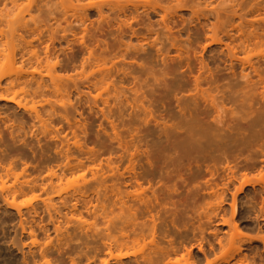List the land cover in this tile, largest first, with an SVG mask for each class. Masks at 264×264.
I'll return each mask as SVG.
<instances>
[{
    "label": "bare ground",
    "instance_id": "6f19581e",
    "mask_svg": "<svg viewBox=\"0 0 264 264\" xmlns=\"http://www.w3.org/2000/svg\"><path fill=\"white\" fill-rule=\"evenodd\" d=\"M6 1L7 0H2V2ZM10 1L13 2L14 0ZM54 1L55 0H33V4L37 10L44 11L47 17H49ZM234 1H238V3L234 5ZM217 2L218 6L215 8L217 4L213 5L215 2L210 0H186L185 3L183 0H170L172 5L173 3H177L174 4L175 7L178 5V7L185 6L189 8L188 5L186 6V4H189L194 12L188 13H190V16H196V18H198V8L202 7L201 9H205L204 11L208 9L209 12H207L206 16V12H202L205 13L203 14V16H205L204 23H197L199 27L198 25L194 27L195 30L192 28L195 24L193 25L190 23L193 20L188 19L189 21H187L189 23L186 21L188 17L184 18L185 20L182 19L183 26H179L180 29L170 26L172 24L175 25V23H172L173 21L169 22L168 19H166L167 16L165 14L168 12L167 8L169 11L174 9L169 5H167V7L164 6L165 9H162L164 8L162 6H159L160 8L162 7L161 9L158 7L160 11L163 10L161 11L162 13L164 10L167 12L165 11V14L161 13L162 22L156 23V25L151 23L152 21H150L151 18L149 19V13H140L138 7L133 6L130 9L121 6L120 11H122V17L116 20V30L113 34L116 35L114 41V45H116L107 48L105 45H100V48L105 49L104 55H108L109 57H116L121 53V50H124L127 56L131 57V62H123L120 70L113 72L111 71L112 69H108L106 71V77H122V80H130L132 84L135 83V85H138V83L146 84H143L144 87L151 91L150 95L148 93H146V95L152 98L155 106L149 105L144 107V105L141 104L140 107V102L142 103L144 100L151 102L152 100H150V98L147 99L148 97L145 94H141V99H139L140 96H136L134 91H132L134 93V97H132L133 102H138L139 104H134L135 107H133V111L129 113H126L127 110L126 112L124 111L125 108L123 110L121 109V113L124 112L126 114L120 113L121 117L127 118L128 122L132 125L128 123L131 127L127 130V138L124 143L120 145L122 151V155L120 156L122 170H119L121 172H119L113 180V185L116 187L114 190L120 192V189L119 191L117 189V187H119L122 192L121 196H119L120 193H118V199L121 197V200L119 199L118 201L117 199L120 206L116 207V210L115 208H113L114 210H110L113 212L115 211L113 215L118 211L120 215L118 217L120 218L114 217L112 220V213H107L109 209L105 208L102 214H105L107 217L109 216V218L111 217V220H107L108 225L107 223L106 226L102 224L101 227L95 229L94 235L92 234L93 231L88 230L90 228H86L88 231H91V233L89 232L90 235L87 233V230H84V233L83 228L84 224L86 225V221L73 219L83 214L82 210H79L80 212L76 210V205L73 204L74 202L72 203L73 205L69 202L71 206L70 208L67 206L68 209H66L69 211H66L65 214L62 209L66 207V202L70 199L69 197L74 198V200L76 199L72 195L69 196L66 193L65 199L63 200L65 201L68 196L69 199L64 203L60 197L63 194L62 198H64V193L66 191L57 187V183L66 179L67 174L70 175L74 172L70 155L66 152L64 158L62 157L64 161L63 159L57 160L63 153H57L55 149L49 145L48 151L46 152L49 154L48 156H44L45 153L43 152V159L38 163L34 164L37 162L35 158V160L29 161L30 158L28 155L24 154L22 148L31 150L32 148L30 147L37 144L36 148H39L41 151V142L31 140L35 132L29 131V128L34 123L32 122L30 125L24 122L23 118H20L19 109L23 108V106L21 102H16L15 97L10 96L16 84L15 80L9 78L8 75H0V103H4V105L0 107V114L2 112V115H6L4 116L6 117L4 120H7L5 123L8 124V118H12L20 124H18L19 130L13 131L11 130L13 124L7 125L3 120L0 122V182H5L11 178L19 167L24 174H26L29 169L38 173L37 178L22 182L16 190L7 194L0 193V204H2L1 206L6 214L9 213V211L14 212L13 215H8L9 220H18V224L12 222L16 225L11 228L17 229L16 232L13 229V234H15V236L9 241L10 245H7L8 240L4 238L7 240V242L4 241V244L7 245V249L15 250L17 255L13 259H9L5 256L6 258H1L3 262L6 264H37L42 260V263H40V261L38 264H48L49 262V264H55L54 261L51 263L47 258L59 256L60 258L55 260V262L57 261L56 264H61L60 261L66 264L64 260L67 262L69 260V264H77L80 260V262L84 261L82 259H87L86 262L91 263L95 258H99L98 255L101 253V250L103 251L102 253L106 250V255H104L106 257L108 256L109 259L103 260L104 262L102 261V264H110V260H114L113 262H116L115 264H181V259H183V261L187 260L189 264H201L203 261L205 262V260L206 262L209 261L207 259L210 257L212 258V256H215L218 264H233L236 261L249 259L250 255H254V258L256 256L259 257L264 264V57L253 63L252 61L246 60L247 58L241 59V57L239 58L237 55V50L245 52L252 45L264 47V26H259V24L264 23L262 22L264 19L259 20V22H262L259 24L257 20H253L254 23L256 22L258 24H255L257 25L256 27H259L251 32H247V34H245L244 29L242 30V28L236 26L239 30L241 29L240 31H243H238L239 34L244 33L241 35V38L236 37L238 36V32L237 34L233 33L236 28L235 25L233 26V28H235H232L233 31L227 28L228 24H233L231 21H233L235 16H239L238 19H242V16L239 15L240 12L241 15L242 13L244 14L243 19L244 17L246 18L244 10H248L247 16L251 15L249 13L251 11V13H253V10H255L254 13L264 10V1L261 3H257V0H220ZM119 3L120 2H116L115 0H107L102 6H97L96 13L98 17L103 19L105 16L104 10L107 9L106 13H109L113 11ZM229 3L231 6L228 5ZM219 4L222 7H220ZM221 8L223 9L221 10ZM220 10L223 11V13H221ZM2 12L5 13L0 10V13ZM163 15L166 17H163ZM1 19L9 24L14 22V19L10 18V15L7 13L1 14L0 20ZM196 20H198V22L200 21L199 19ZM76 21L85 24L83 18ZM253 22L252 25H254ZM154 25L161 29L153 30L155 28ZM140 26H143L145 33L140 31ZM174 32L181 37L184 35L187 41L194 38L192 40H194V44H197V46L199 44L201 45V43L198 42H200L202 38V40H204L202 45H204L196 46L194 50V46L192 47L193 53L195 52L192 59L185 57V52V54H183L185 61L183 60L184 58L182 59L183 56L177 55V57H174L176 55L172 56L171 49L165 43V41L174 42ZM151 34H154V36H163L166 39L162 41L159 37L156 38L158 43L154 42L156 45L154 46L153 43V48L152 46L150 47V45L139 44L140 42H137L140 38L146 39ZM135 40H137L136 43H134ZM235 41L238 44H236L235 47H231V44ZM188 42L190 43V41ZM68 43L69 41H67L66 44ZM80 44L81 46L78 51L83 57V66L84 63L89 61L93 52L91 45H87L83 40L80 41ZM147 46L152 50H148ZM188 48L190 49V47ZM186 49L187 48H185L184 51L188 52ZM197 49L200 51H196ZM65 51H70V48L67 47L64 53ZM85 55H88V57L84 58ZM72 61L71 58L68 60V63L72 64ZM141 61L143 63H141ZM175 61L178 62V64ZM169 62H171L172 66L169 65ZM174 62L177 65H175ZM24 76L25 79H29L27 82L30 87H36L32 90L33 93L41 91L46 86L44 79L37 81L31 73H26ZM170 76L171 81H168L166 78ZM253 77L257 78L256 81L252 80ZM161 79H166V82L168 81L167 84H172L168 87L164 85L166 84L165 82L161 81L163 82L162 85L164 86V90L168 88L163 96H161V94L158 95L156 93L157 91L154 89L157 85L158 87L159 85L161 86V84H159ZM128 81L124 83H129L130 81ZM151 81L154 86L151 84ZM131 82L129 84H131ZM157 82L158 84H156ZM141 85L142 84H140V86ZM143 85L140 90L144 88ZM150 85H152L153 88ZM165 86L167 88H165ZM202 86H207V89L208 87L210 88L208 90L211 91V97L209 94L205 96L206 99H198V96L201 95L198 94V92L204 90L200 89ZM192 87L195 89V93L197 92L196 95L193 93ZM89 90L90 88L87 87V91ZM191 90L193 91L192 93ZM205 93H207V91ZM81 94L82 92H79V95ZM213 94L215 95L213 96ZM136 97L139 98L134 100ZM169 99L170 101L171 99H175L176 102L174 101V103H177L176 109L173 106L171 107V111L170 109H167L168 111L165 110V106V109H163V105L166 103L165 100L168 102ZM129 103L133 104L132 102ZM156 104L160 105L162 108L158 106L157 109L159 112L156 111L155 114L150 108L152 106L155 109ZM11 105H15L16 109ZM124 105L123 107L126 106ZM137 105L139 107H136ZM228 105L231 106L230 110H227V108L229 109V107H226ZM137 108H142V110H139L140 113L135 110ZM172 108L175 110L172 111ZM160 109L166 112V116L163 117L164 113L162 114ZM99 110L102 114V118L110 123L112 136H120V133L114 125L115 123L108 119L110 117L108 114L109 110L106 108H101ZM79 116L82 120V115L80 114ZM150 118H152V121L154 120L156 122V127H152ZM15 120L12 123H15ZM73 121H68L70 129L73 131L72 134L76 135L78 131H81L82 137L84 135L83 138H85V136H87L86 124H84L85 120L81 121V123L76 122L75 119ZM83 140L85 142L86 139ZM9 141H11L12 144H9ZM46 157L49 159H46ZM60 161L63 162L61 165L56 166L58 170L52 167L49 169L46 177H42V166L45 165L46 162L51 163ZM256 171H258L257 176H252V173ZM98 174L99 175L96 174L97 176L94 175L96 180L94 179L95 181L93 180V182H96V186L99 185L98 188H100V186L102 187V191H104L103 193L100 190L103 196L102 198H106L108 195L105 192L107 189V185H105L107 183L105 173H102L104 176L102 174L100 175V173ZM14 176L17 178L16 174ZM111 177L114 178L113 175ZM116 177L119 178L117 181ZM117 182H119V186L115 185ZM248 188H251L252 191H249ZM36 190H40L44 194L48 193L47 196H49V198L46 199V202L48 200L49 203L44 201L46 203V208L43 207L46 209L45 211L47 214L45 213V215L43 214L44 211H41L40 208V210H38L35 209L34 206H31L30 209L27 210V206L16 203L17 196ZM56 197H59L62 202L59 201L62 206L64 204V207L60 206L59 208L58 205L60 204H58L57 208L53 204L56 202H53ZM99 199L101 204V197ZM211 199L216 201V213L214 214V218H218V221L215 223L214 231L210 232L212 235L211 237L214 238V242L210 241L209 243H205V240L208 242L212 239L205 238L203 230L201 229L202 237L200 240H197L196 232L198 230L200 231V227L195 226V222L193 223L195 218L193 215L189 214V210L193 211L198 203ZM77 200L79 199H76L75 202L79 203ZM108 200L109 202H106L110 204L111 200L109 197ZM59 201L57 200L58 203H60ZM84 201L82 202L84 203ZM44 202H42V206ZM114 202L116 201L114 200ZM69 203L67 202V205ZM109 204L105 203V205ZM118 204L114 203V205L117 206ZM110 205L113 207L112 203ZM226 205H229L231 210L229 219L226 218V216L222 217L223 215L219 217L220 211L223 213L226 212L224 208ZM102 206H104L103 203ZM111 206L110 208H112ZM240 206H246L247 208V213H245L246 216L242 218H239ZM31 208H33V210ZM100 208V210H102L104 207ZM89 210L90 208L86 207V211L89 212ZM96 210L98 211L95 207L91 210L96 215L90 213L94 216V219L99 218L97 217L98 212L96 213ZM39 211L42 212L40 218L43 220V225L39 224V221L35 222L38 220L36 216L39 217L40 215ZM76 211L78 212V216L76 217L75 215L74 217L73 215L76 214ZM105 211L106 213H104ZM99 212L101 213V211ZM30 215L36 218L35 221L32 222V225L28 224L29 220L34 218ZM43 215H47L45 217L46 220H44L45 218L43 219ZM68 215L73 216L71 219L75 221V227L73 232L71 231L73 234L70 233L69 228L66 227L70 234L66 232L67 234L65 235L71 236L68 237L69 239L67 238L68 240L66 239L67 236H65L64 239L62 238L63 241L66 239V241L62 243V239L58 237V234L62 236L60 235L59 230L61 231V229L59 228L61 227L62 221L72 224V220H69L70 216L68 217ZM105 215H100V218ZM26 216H30L29 219L26 218ZM48 218H50V223L44 225L49 222V220H47ZM104 219L106 220L107 218L104 217L103 220H99L104 221ZM115 219L117 223L116 221L114 222ZM10 221L9 224L11 223ZM55 221L56 224L60 223V225L53 227L55 228L53 230L55 231L54 235H57V237H55L57 241L54 237L51 238L49 233L50 230L47 228V225L48 227L49 225L51 226V224H53V226L56 225ZM105 222L106 221H104V223ZM5 224L6 220L1 219V231L6 228L4 226H7V224ZM63 225L64 224H62V226ZM11 226L13 225L11 224ZM100 228L101 230H98ZM225 228H228V231H226ZM245 229L257 235L256 239L247 238V244L252 245L253 243L257 244V242H260L262 244V250L256 246L257 248L255 247L253 251L249 250L252 252L251 254L247 253L249 255H246L244 253L246 250L243 246H235L231 232H237L238 230L243 231ZM56 230L59 232L58 234ZM2 232L4 233V231ZM10 237L11 236L7 238L10 239ZM58 239H60V242H58ZM195 240L196 242H194V244L193 241ZM41 241H43V243H40ZM2 243L0 245H2ZM207 245L209 246L207 247ZM194 249H197L196 252H193ZM173 255H180V260L178 257H175V261L179 262L170 259L171 256L173 258ZM53 259L51 258L50 260ZM44 260L48 262L46 261L47 263H44ZM257 261H259L258 258ZM262 261H259V263H262Z\"/></svg>",
    "mask_w": 264,
    "mask_h": 264
},
{
    "label": "rangeland",
    "instance_id": "374dc122",
    "mask_svg": "<svg viewBox=\"0 0 264 264\" xmlns=\"http://www.w3.org/2000/svg\"><path fill=\"white\" fill-rule=\"evenodd\" d=\"M106 1L107 0H65V1L55 0L53 2V7L51 8V14H49V17H47V14L44 11H40V10H37L35 8V5L33 4V0H14L13 2L10 0H7L6 2H2V0H0V10L9 14L10 18L14 19V22L11 24L3 21L2 19L0 20V75H8L9 78H12L15 80L16 84H15L13 90L11 91L10 96L15 97L16 102H21V104L23 106V108L19 109V113L21 115L20 118H23L24 122L29 123L30 125L32 122L34 123L29 128V131L31 130V131L35 132V135L31 140L40 141L41 142L40 146L42 148V150L40 151L39 148H36L37 144H35V145H33V147L32 146L30 147V148H32L31 150H29L27 148H22L23 149L22 151L24 152V154L28 155V157L30 158L29 161L36 159L37 162H35L34 164L38 163L41 159H43V155H42L43 152L45 153L44 156L49 155L46 153L48 151L49 145L52 148H54L57 153L58 152L63 153L62 156H59L57 158V160L63 159L65 156L64 154H66V152H68V154L70 155L71 164L74 168V170H73L74 172L71 173L70 175L67 174L66 179L57 183L58 188L64 189L63 191H66L64 193V198H62L63 194L60 198L62 199V201H64L63 199H65V195L67 193L69 196L72 195L76 199H79V200H77V201H79V203H78V202H75L76 199L74 200V198L68 196L70 199L72 198L71 200H73V201H71L68 197L64 201V203H65L69 199L70 201L68 200L67 202L68 203L71 202V204L74 202L73 204L76 205V210L78 212H80L79 210L83 211V214H81L80 216L77 215L78 214L77 211H76V214L73 215L74 217L76 215V217L78 216L79 218L78 217L73 218L72 215H68V217L70 216V219L69 218H67V219L72 220L71 219V217H72L75 220L81 219V220H84V222L86 221L85 223H86L87 227L84 224L85 229L82 226L83 231L84 230L86 231L88 228H90L88 230L93 231L92 232L93 235H94L95 229L101 227L102 224L103 225L105 224V226H106L107 220H111V217L109 218V216L107 217L105 214H102L103 210L105 208H108L109 210L110 209L112 210L113 208H115V210H116V207L120 206V204H118V201H119V199L121 200V197L119 199H118V197L121 196L122 191H121V188H119V187H117V189H118V191L120 189V192H116L114 190V188H116V187L113 185V180L115 179V176H117V174H119V172H121L119 170H122V163L120 164V162H121L120 156L122 155L120 145L124 143L125 139L127 138V136H126L127 130L131 127L130 125H132L130 122H128L127 118L121 117V114L124 113V112L121 113V111L124 108H125L124 109L125 112L127 110L126 113L133 111V107H135L134 104L138 103V102L134 103L132 100V97H134L133 96L134 93L136 96H140L141 94L146 95V93H148L150 95V93H151L150 90H148L147 88L144 87V85H146L144 83H138V85H139L138 86L137 84L135 85V83L132 84V82L130 80L129 81L131 82V84H129L130 82L128 80H122L123 79L122 77L119 78V77H112V76L110 77L109 76L107 78L106 77V75H107L106 71L108 69H112L111 71H113V72L120 70L123 62L124 63H130L131 62V60H130L131 57L127 56V54L124 50H121V53L118 54L114 58L109 57L108 55H104L105 49L100 48V45H102V46L105 45L106 48L112 47L114 45L116 35H113V34H114V31L116 30V25H117L116 20L118 18L122 17V11H120L121 6L130 8V9L133 6L138 7L140 10V13L141 12L149 13V15H150L149 19L151 18L150 21H152L151 23H154L156 25V23L158 24V23L162 22V20H161L162 14L163 13L165 14V11H166V10H164V12L162 13L161 11H163V10L160 11L158 9V7L159 6H162V7L166 6L167 7V5H169L174 9L172 11L171 10L169 11V9L167 8L168 12L166 11L167 13L165 14L167 16L166 19H168L169 22L173 21L172 23H175V25H178V26H175L171 23L172 25H170V26L177 27L179 29L181 26H183L182 19L188 17L186 19V21L188 19H190V20L192 19L193 21L190 23H192L193 25L195 24V25L194 26L192 25L193 27L192 26H190V27H192L195 30L194 27H196L199 23H204L205 16L207 15V12H209L208 9H206L207 11H204L205 10L204 8H203L204 10L201 9L202 7L198 8V10H199L197 12L198 18H196V16H193L192 14L191 15L193 17L190 16V13H193L194 11H192L189 4H186V6L187 5L189 6L190 11H189V8L185 7V6L184 7H182V6L178 7V5H176V7H175L174 4H177V3H173V5H172L170 3V0H115L116 2H120V3L115 7V9L113 11H111L109 13H106L107 9H105L104 10L105 16L102 19V18H99L97 13H96L97 6H102V4H104V2H106ZM210 1L215 2V3H213V5L217 4L215 6V8H216L218 6L217 1H220V0H210ZM262 1H264V0H257V3H261ZM183 2L185 3L186 0H183ZM237 3H238V1H234V5H236ZM183 5H185V4H183ZM228 5L231 6L230 3ZM232 5H233V3H232ZM219 6H220V4H219ZM220 7H222V6H220ZM162 9H165V7ZM211 9H213V8H211ZM222 9L223 8H221V10ZM157 11L159 12V14ZM203 11L206 12V14L202 13ZM247 11L248 10H244L246 18L244 17V19H243L244 14L242 13V15H241V12H240L239 15L242 16V19L240 18L241 19L240 20V19H238L239 16H235L234 17L235 19L233 18V21H231V22H233V24L231 23L232 25L228 24L229 25L228 26L226 24L227 28L229 30L233 31V29L236 26H238V28L240 27V28H242V30L244 29L245 34H247V32H249V31L251 32L255 28H258L260 25L264 26V23H262V22H264L262 20V19H264V10H261V12L258 11L255 13H254L255 10H253V13H251L252 12L251 11L249 13L251 15H249V16H247L248 15ZM188 12H190V13H188ZM5 13L2 12V13H0V15L5 14ZM221 13H223V11H221ZM203 14H205V16H203ZM165 15H163V17H166ZM190 17H192V18H190ZM47 18H49V19H47ZM80 18L84 19L85 24L78 23L76 21V20H79ZM196 19H199L200 21L198 22V20H196ZM253 20L254 21L257 20L258 24L261 22V21L259 22V20H262V22H261L262 24H259V26L256 27L258 24L256 22L254 23ZM234 22H235V24H234ZM252 22L254 23V25L255 24H257V25H255V26L252 25ZM234 25H235V27L233 28ZM198 27H199V25H198ZM238 28L237 27L235 28V31L233 32L234 34H237L238 31L243 32V31H240L241 29L239 30ZM139 29L142 33L145 31L143 26H140ZM160 29H161L160 27L155 26V28L153 30H160ZM228 29H225V30H228ZM236 29H237V31H236ZM239 32L237 34L238 36H236V35L235 36L241 38V35L244 33L239 34ZM175 33L176 32H174V37H175L174 42L165 41L167 46L171 49L172 56L176 55L174 57H177V55H178V56L182 57L183 54L186 53L185 57H189L190 59H192L194 56L193 54H195V52L193 53V50L197 46V44H194V40H192L194 38H191L190 40H188V41H190V43H189L184 35H182V37H181ZM158 37L162 41L164 39H166L163 36H154V34H151L146 39L140 38L138 41L135 40V42L134 41L133 42L136 43V41H137L138 43L140 42L139 44H147V45H150V47L152 46V48H153V43L157 42L156 38H158ZM82 40L87 45H91L92 52H93L89 58V61L87 63H84L83 66H82V58L83 57L78 51L80 49V46H81L80 41H82ZM67 41H69L68 44H66ZM203 41L204 40H202V38H201L200 42H198V43H201V45L199 44L198 46H203L204 45V44L202 45V43H204ZM155 43H154V46L156 45ZM236 44H238V43L235 41L234 43L231 44L232 45L231 47H235ZM186 46L190 47V49ZM67 47L70 48V51H65V53H64V50L67 49ZM148 47L149 46H147V48ZM192 47H193V50H192ZM147 48H146V50H147ZM185 48H187L186 50L188 52L184 51ZM150 49L151 48H148V50H150ZM196 51L199 52L200 50L197 49ZM237 53H238L237 55L239 56V58L240 57H241V59L247 58L246 60L252 61L254 63V62H257V61L263 59L264 47L252 45L245 52H241V51L237 50ZM186 55H188V56H186ZM86 57H88V55L84 56V58H86ZM185 57L184 56L182 57V59L184 58L183 59L184 61H185ZM71 58L73 61H72V64H69L68 60ZM104 58H106V59H104ZM141 63H143V62L141 61ZM176 63L178 64V62H176ZM176 63H175V65H177ZM144 64H145V62H144ZM172 64H173V62H172ZM169 65H171V62H169ZM169 65H168V67H169ZM26 73H31L34 76L35 80H37V81L44 79V81L46 82V86L44 87V89H42L39 92L33 93L32 90L35 89L36 87H30L28 85L27 81L29 79H25V76H24ZM108 74H109V72H108ZM253 78H255V79H253ZM253 78H252V80L256 81L257 78L256 77H253ZM166 79L169 81L171 79V76L167 77ZM166 79H164L165 81L162 79L159 81L160 82L159 84H161V86L159 85V87H158V85H157L156 88L154 87V89L157 91V92L156 91L155 92L158 95L161 94V96H163L165 91L168 89L165 86V88H167V89L164 90V86L162 85L163 82H165L166 84H164V85H167L168 87H169V85H172L171 83L167 84L168 81L166 82ZM125 81H128L129 83H127V82L124 83ZM161 81H163V82H161ZM140 84H142V85L144 84L143 85L144 88H142L141 90H140V88L142 87V85L140 86ZM151 84L153 85V82ZM156 84H158V82ZM131 85H133V86H131ZM152 85H150V86L153 88L154 85L153 86ZM263 85H264V83H263ZM87 87L90 88V90H89L90 92L87 91ZM192 89L194 92L191 90V93L193 92L196 95L197 92L195 93V89L193 87H192ZM200 89H204V90L200 92L199 91ZM200 89L198 90L200 92V93L198 92V94H201V95L198 96V99L199 98L202 100H203V98L206 99L205 96L209 95V94H210L209 96L211 97V91L208 90V89H210L209 87L207 89V86H204V87L202 86V88H200ZM132 91H134V93ZM147 91H149V92H147ZM162 91H164V92H162ZM206 91H207V93H205ZM79 92H82V94L79 95ZM202 93H204V94H202ZM212 93H214V92H212ZM149 95L148 96L146 95L148 97L147 99L150 98V100H152V98ZM214 95L215 94H213V96ZM137 98H139V97L134 98V100H136ZM139 99H141V96ZM205 99H204V101H205ZM128 100H130V101H128ZM166 100H165L166 103L164 102L165 104L163 105V109H165V107H166L165 110L170 109V111H171L172 106L175 107V109H176L177 103H174L175 99L174 100L171 99V101L169 99L168 100L169 103ZM137 101H139V100H137ZM147 101L148 100H144V101H142V103L139 101L140 104L139 103L138 104L140 105V107H141V104H143L144 107L145 106L147 107L149 105L155 106L153 100L151 102H147ZM129 102H132L133 104H131ZM152 102H153V104H152ZM166 104H167V106H166ZM3 105H4V103H0V107ZM123 105L125 107H123ZM11 106H13V108L16 109L15 105H11ZM158 106L161 107L160 105L156 104L155 109H157ZM136 107H139V106L137 105ZM226 107H229V109L227 108V110L231 109V106H229V105ZM226 107H225V109H226ZM101 108L102 109L106 108L107 110H109L108 114L110 115V117L108 119L111 122L115 123L114 125L116 126L117 131L120 133V136H118V137L112 136L111 125H109L110 123L106 122V120H104L102 118V114L100 113V110H99ZM129 108H132V109H129ZM137 109H135V110L139 113H140L139 110L140 109L142 110V108H137ZM150 109L153 112H155V114H156V111H158V109L155 110L154 107H152V106ZM163 109H160V111H162ZM175 109L172 108V111H174ZM163 113H164L163 117L166 116L165 115L166 112L162 111V114ZM80 114L82 115V120L79 116ZM158 115H157V117H158ZM4 116H6V115H2V112H1L0 122H2L1 120H3L4 123L7 122V120L6 121L4 120L6 118ZM74 119L76 122H80V123H81V121L85 120L84 124H86V129H87V131H86L87 136H85V138H83L84 135L82 137L81 131H78V133L76 135L72 134L73 131H72V129H70V126L68 125V121H73ZM150 119L152 122L151 123L152 127H156V124H155L156 122L154 120L152 121V118H150ZM8 120H9V123L8 124L5 123V124H7V125L13 124L11 130L18 131L20 124L17 123V121L15 119H12V118L9 119L8 118ZM14 120H15V123H12ZM128 123H130V125ZM86 137H88V138H86ZM82 138L86 139L85 142ZM31 140H28V141H31ZM9 144H12V142L9 141ZM51 153H52V151H51ZM46 159H49V158L46 157ZM63 161H64V159H63ZM62 162L61 161L60 162H51V163L46 162V164L42 166L43 167L42 177H46L47 173L49 172V169L52 167H53V169L58 170V168L56 166L61 165ZM19 168H17L18 170L16 169L17 171L14 170L15 172L11 178L6 180L5 182H0V193L7 194L9 192H12V191L16 190L22 182H24L26 180L30 181L31 179H33V178L35 179L38 176L37 175L38 173L36 171H34L35 172L34 173L31 169H29L27 171V173L24 174L22 172V170H20L21 168L20 169ZM29 171L32 173H30ZM12 173H13V171H12ZM98 173H100V175L102 173H105V177L107 180V183L105 185H107V187H106L107 189L104 187L103 188L106 189L105 192L108 195L106 197L107 200L105 197H104L105 199L102 198L103 197L101 194V191L103 190L102 187L100 186L101 189L98 188L99 185L96 186V182L95 183L93 182V180L96 178L95 176L99 175ZM257 173H258V171H256L255 173H252V176L253 175L257 176ZM15 174L17 175V178L14 176ZM102 175L104 176V174H102ZM112 175L114 178L111 177ZM98 177H101V176H98ZM118 177H116V181H117V179H119ZM118 183L119 182H117V184H115V183L114 184L119 186ZM248 190L252 191L251 188H248ZM102 192L104 193V191H102ZM118 193H120L119 196H118ZM47 194L48 193L44 194L40 190H36L34 192H29L27 194L17 196L16 203L19 205L27 206V210H29L31 206L32 207L34 206L35 209H38V210L41 209V211H44L43 214L45 215V213H46V211H45L46 207L45 206H46L47 202L49 203L48 200L46 202V199L49 198V196H47ZM99 195H101V196H99ZM46 196H47V198H46ZM100 197L102 200L101 204L99 202ZM108 197L110 198V200H111L110 204L112 203L113 207L109 203L106 202V201L109 202ZM55 199H57L59 201L60 200L59 197L54 198L53 202H55V201L56 202L53 204L56 207L58 204H60V205H58L60 208V206H62L61 205L62 201L60 200L61 202L59 201L60 203H58L57 200H55ZM112 199H113V201H112ZM117 199H118V201H117ZM80 200H82V201L85 200L86 202L84 201V203H83ZM114 200L116 202H114ZM42 202H44L45 205L43 203V206H42ZM67 202L65 205L66 207L62 208L64 210V214L66 211H69V210H67L68 209L67 206H69V208L71 206L70 203H69L70 205L69 204L67 205ZM89 202H90V204H89ZM104 202L106 204H109L112 208H110L109 205H105ZM113 202L117 203L118 206L114 205ZM102 203L104 204V206H102ZM215 204H216V201L214 199H211L209 201L206 200L205 202L198 203L193 211L189 210V214L193 215L195 218L193 223L195 222L194 223L195 226L200 227V231L198 230L196 232L197 240H200L202 237L201 229L203 230L205 238L212 239L209 241L207 240L208 242H206V240H205L204 241L205 243H209L210 241L214 242L213 241L214 238L211 237L212 235L210 232L214 231L215 223L218 221V218L217 219L214 218V214L216 213ZM1 205L2 204H0V220L5 219L7 226H10V227L4 226V227H6L4 230H2V231H4V233L0 230L1 234H3V235L5 234L4 237H3V235L0 234L1 235L0 240L1 239L3 240V241L1 240V242H0V244L3 242L2 245H0V254H1L0 260H1V258H6V257L9 259H13L14 257H16L17 252L15 250L13 251V249H7V245H10L9 241H11L13 239V237L15 236V234H13V232H14V230L16 232L17 228H13L14 229L13 230L11 227H15V225L18 224V220L10 221L8 218V215H13L14 212L9 211V213L6 214L5 210L3 209V207ZM28 205H29V208H28ZM79 206H81L82 208ZM105 206H109V207H105ZM36 207H38V208H36ZM43 207H45V208H43ZM62 207H64V204ZM86 207L90 208L89 212L86 211ZM94 207L98 209V211L96 210V213L98 212L97 217H99V218L94 219V216L91 215V214H94L93 211H91V210H93ZM100 207H104V208H102V210H100L101 209ZM240 207H241V210H240L239 218H242V217L246 216L245 213H247V208H246V206H240ZM42 208H43V210H42ZM224 208H225L226 212L223 213L220 211L219 217H221L223 215L222 217L226 216V218L229 219L230 213H231L230 212L231 211L230 206L226 205ZM31 209L33 210V208H31ZM109 210H107V213H109V212L112 213V217H113L112 220L114 219V217L118 218V219L120 218V217H118V216H120L118 211H116V213L113 215V213L115 211L113 212V211H111V210L109 211ZM119 210H120V208H119ZM41 211H39V213H40L39 217L36 216L38 219L36 221H35L36 218L33 215L32 216L34 218L30 215L33 218V219L30 218V219L33 221H31V220H29V222L27 221L29 225H32V222H34V221L35 222L39 221L38 223L42 224L43 220L40 218V216H42ZM99 211H101V213ZM67 213H69V212H67ZM104 213H106V211ZM44 215H43V219L47 216V215L46 216H44ZM94 215H96V214H94ZM100 215L101 216L105 215L104 217L107 218L106 220L104 219V221H106L105 223H104V221H102L104 217L100 218ZM107 215H109V214H107ZM82 216H84V217H82ZM110 216H111V214H110ZM29 217L26 216V218H28V219H29ZM49 219L50 218H48L47 220H49ZM99 219H102V220H99ZM44 220H46V218ZM69 220H67V221H69ZM9 221L11 222L10 224H9ZM40 221H41V223H40ZM56 221H55V224H56ZM73 221L74 220H72V224L70 222H68L69 223L68 224L66 221H65L66 223L62 221V224H64L63 226H62V224L60 225V223L59 224L57 223L54 226H53V224H51V226L49 225V227L47 225V228H49V230H50L49 233L51 235V238L57 237V235L56 236L54 235L55 231L53 230V229H55L53 227H55L57 225L61 226V227L60 226H58V227H60L59 229H61V231L59 230L60 235L63 236V237L59 236V234H58L59 232L56 230L58 237H60L61 239L62 238L64 239L65 236H67L66 239L68 237H70L71 235L69 236V235H65V234H67V233L70 234L73 232L74 227H75V224H74L75 221L74 222ZM115 221H116V219L114 220V222ZM12 222H15L16 224L12 223ZM49 223H50V220L48 223H45L44 225L49 224ZM116 223H117V221H116ZM11 224L13 226H11ZM65 224H66V226H65ZM70 224H71V226H70ZM244 224H247V223H244ZM107 225H108V223H107ZM66 227L69 228L70 233ZM72 227H73V229H72ZM88 230H87V233L90 235L91 231H88ZM98 230H101V228ZM225 230L228 231V228H225ZM85 231H84V233H85ZM52 232H53V234H52ZM8 233H10V234H8ZM61 233H63V234H61ZM231 233L233 235L232 237L234 239L235 246H240V245L243 246L244 249L246 250V252L244 251V253L246 255L251 254L252 252H250V251H253V249H255L256 246L260 249L262 247V244L260 242H257V244L253 243L252 245H249L246 242L247 238L256 239L257 238L256 233H253V232L246 230V229L243 231L238 230L237 232L232 231ZM7 234H8V236H7L8 238H9V236H11L12 238L10 237V239H8L6 237ZM12 234H13V236H12ZM4 238L8 240L7 245L4 244L5 243L4 241L7 242V240H5ZM63 239H62V243L66 241V239H65V241H63ZM52 240H54V239H52ZM55 240L57 241V238H55ZM58 242H60V239H58ZM194 242H196V240L193 241V243ZM40 243H43V241H41ZM54 243L56 244L55 241H54ZM208 246L209 245H207V247ZM196 250L197 249H194L193 252H196ZM15 252H16V254H15ZM100 252L102 253L103 251L101 250ZM105 252H106V250H104V253H102V254L100 253L98 255L99 258L98 257L95 258L93 260V262H91V263L86 262L87 259L86 260L82 259L84 261L80 262L81 261L80 260V261H78L77 264H102L103 260L109 259L108 256L107 257L105 256L106 255ZM13 253H14V255H13ZM247 253H249V254H247ZM217 256H219V255H217ZM55 257L56 256L51 257L52 259L54 258L53 260H50L51 259L50 257H49L50 259L47 258V260L51 261V263H53V261H54V263L56 264L57 261L55 262V260H58L60 257L59 256L56 258ZM175 257L176 258L178 257L180 260V255H178V256L173 255V258L171 256L170 259L175 261L176 260ZM253 258H254V255H252V256L250 255L249 259L242 260V261H236L233 264H257V263H259V261H262V259H259V257H257V256L254 258L255 260ZM257 258L259 261H257ZM47 260H44V263ZM207 260H209V261L206 262V260H205V262L203 261L201 264H218L217 260L215 259V256H212V258L210 257ZM40 261L39 262L42 263V260H40ZM64 261L66 262V264L69 262V260H68V262L66 260H64ZM113 261L114 260H112V261L110 260L109 263L111 262L110 264H115L116 262H113ZM181 261H182L181 264H187L188 263L187 260H184V261H186V262H184L183 259H181ZM256 261H257V263H256ZM60 262H61V264L64 263L62 261H60ZM175 262H179V261H175ZM1 263L6 264L5 262H3V259L0 261V264ZM261 264H263V261Z\"/></svg>",
    "mask_w": 264,
    "mask_h": 264
}]
</instances>
